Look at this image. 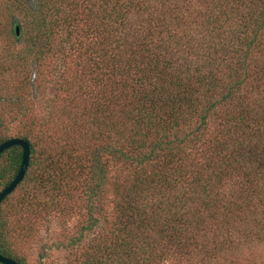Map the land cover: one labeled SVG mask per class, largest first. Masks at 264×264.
I'll use <instances>...</instances> for the list:
<instances>
[{"label": "trees", "instance_id": "obj_1", "mask_svg": "<svg viewBox=\"0 0 264 264\" xmlns=\"http://www.w3.org/2000/svg\"><path fill=\"white\" fill-rule=\"evenodd\" d=\"M11 5L23 20L12 22L9 66L35 73L49 60L69 64L48 99L29 81L43 116L0 97L2 131L20 125L0 143L18 137L29 146L13 228L0 217L1 255L25 264L6 246L5 228L36 231V217L71 214L64 264L264 256V0ZM0 158L1 190L21 147Z\"/></svg>", "mask_w": 264, "mask_h": 264}, {"label": "rangeland", "instance_id": "obj_2", "mask_svg": "<svg viewBox=\"0 0 264 264\" xmlns=\"http://www.w3.org/2000/svg\"><path fill=\"white\" fill-rule=\"evenodd\" d=\"M22 20L21 15L13 9L11 0H0V29H2V33L0 34V68L5 67V65L9 68L4 73H0V97L5 99L8 109L13 107L8 101V99H11V101L16 100L23 103L25 109L31 108L35 116H43L47 107H44L46 103L42 100L48 99L54 94L56 81L61 76H65L60 72L64 65L69 63H66V60L64 62L59 59L49 60V63L47 62L38 66L35 73L34 68H28L27 72H23L19 68L15 69L9 66L14 60L13 55L15 52L6 50L5 45L11 38L12 22L17 21L21 24ZM33 78L35 82L32 84V89L42 99L40 101L42 104L37 102L31 103V98H29V81ZM4 112V109H0V115L5 119L6 115H4ZM19 127L20 125L17 121H9L4 126L6 131L3 132L0 128V135H13ZM3 160L4 158H0V165ZM23 190L24 184L15 187L0 203V217L7 224L6 228L9 225L13 228L17 215L12 212L14 211L15 202L19 200ZM76 218V215L74 217L71 214L68 217L64 215H52L48 219L36 217L34 219V225L37 227L36 231L13 232L6 231L5 228L3 230V238H5L6 246L16 256L21 257L25 264H64L68 254L65 244L74 233L75 226L77 225ZM254 264H264V256L262 255L257 258Z\"/></svg>", "mask_w": 264, "mask_h": 264}, {"label": "water", "instance_id": "obj_3", "mask_svg": "<svg viewBox=\"0 0 264 264\" xmlns=\"http://www.w3.org/2000/svg\"><path fill=\"white\" fill-rule=\"evenodd\" d=\"M14 28H15V34H18L17 26H15ZM13 145H18L21 147L20 163H19V167L14 177L5 187H3L0 190V201L14 189V187L17 185L18 182L21 181L23 174L26 170V166H27L29 146L25 140L18 138V137L6 139L0 143V152ZM0 263L1 264H18V262H16L15 260L9 257L3 256L1 254H0Z\"/></svg>", "mask_w": 264, "mask_h": 264}]
</instances>
